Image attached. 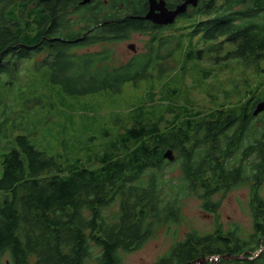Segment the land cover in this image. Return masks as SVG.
<instances>
[{"label": "trees", "instance_id": "trees-1", "mask_svg": "<svg viewBox=\"0 0 264 264\" xmlns=\"http://www.w3.org/2000/svg\"><path fill=\"white\" fill-rule=\"evenodd\" d=\"M75 2L0 0V74L14 78L18 61L39 55L72 96L118 94L125 82L137 85L139 76L149 75L150 95L159 94L154 119L143 123V108L133 110V125L98 156L94 169L66 166L60 155L48 156L28 137L15 136V147L0 154V259L8 253L13 264H119L122 253L158 231L177 238L182 199L194 197L205 213L216 214V194L245 186L252 233L243 238L220 224L204 235L188 232L157 264L215 256L208 264H264V250L253 257L264 246V111L253 115L264 101V0H200L184 27L191 46L184 63H192L181 66L179 79L174 55L181 40L155 44L151 35L142 56L122 63L116 45L145 23L120 13L104 24L110 15L97 13L100 26L79 39L92 18L65 13ZM95 45L100 50L75 52ZM194 69L193 104L180 105V85ZM197 88L206 99L201 103ZM168 149L174 161L163 158Z\"/></svg>", "mask_w": 264, "mask_h": 264}, {"label": "rangeland", "instance_id": "rangeland-1", "mask_svg": "<svg viewBox=\"0 0 264 264\" xmlns=\"http://www.w3.org/2000/svg\"><path fill=\"white\" fill-rule=\"evenodd\" d=\"M186 24L189 26L190 20ZM188 32L189 29L185 28H171L164 32L181 40V47L174 55L179 60L175 70L178 73L177 79L182 75L181 66L190 68L192 63H184L185 53L191 49ZM129 37L115 47L122 63L126 62L122 55H127L129 43L134 44V47L136 45L139 52H143V44L150 38L141 33H132ZM97 50H100V46L86 47L81 51ZM40 61L41 57L18 61L14 78L7 71L0 74V154L15 147V136H26L36 150L48 156L60 155L58 159L66 166L82 167L89 164L88 167L94 169L100 165L98 156L113 144L120 143L121 134L133 125V110L142 107L145 112L142 122L152 123L154 117L150 115L155 110L159 94L153 97L150 95L149 75L139 76L137 85L131 81L125 82L118 94L102 91L72 96L49 76L52 67L43 65ZM117 62L116 59L114 64ZM171 67H175L173 62ZM167 74L169 72L165 75ZM197 78L196 69L186 74L185 83L180 85L179 97L176 96L180 105L192 106L191 91ZM208 80L215 81L211 76ZM216 86L219 91L220 85ZM206 87V84L201 85V89ZM168 88H175V85ZM164 90L167 91L166 88ZM194 98L198 103L206 100L199 89L197 94L194 92ZM204 104L205 107L211 105L208 102ZM147 116H150L149 120ZM178 174L179 169L176 168L172 177ZM249 194L250 189L245 186L231 189L224 196L216 194L213 199H221L216 214L205 213L200 208V201L194 197L182 199L180 210L184 219L177 227V238L166 236L165 230L158 231L147 238L138 249L122 253L118 258L119 264H157L174 243L183 240L186 233L196 231L204 235L213 232L216 224H220L225 230L236 228L238 235L245 238L254 229ZM261 195L264 196V185ZM12 262L8 253L0 259V264H13Z\"/></svg>", "mask_w": 264, "mask_h": 264}, {"label": "flooded vegetation", "instance_id": "flooded-vegetation-1", "mask_svg": "<svg viewBox=\"0 0 264 264\" xmlns=\"http://www.w3.org/2000/svg\"><path fill=\"white\" fill-rule=\"evenodd\" d=\"M82 0H76L74 7L72 9H67L65 13H83L84 16L86 15H93V20L91 21V24L94 25L96 21V18L98 17L99 13L103 14H108L110 15L109 21H116L114 19V16L117 15L118 13H142L138 17H144L146 13H149L150 11V2L148 0H131V1H122L121 5L119 4V1H113V0H90L89 2L85 4H80ZM164 2L165 8L168 11H173L175 10L178 6L184 3L185 0H157L158 6L161 5V2ZM115 2V3H114ZM200 2V0H199ZM130 3V4H129ZM104 7L101 9L100 7ZM123 6L131 7V9H126V8H120ZM199 6V4H198ZM197 7H193L191 5L187 6V9L185 12L179 14L176 17V20L174 24L170 26H163V25H156L148 20H143L142 22L145 23L144 25V30L136 31L134 33H141V35H146L149 37L150 35H153L155 38V42L158 43L159 40H162L161 38H167L168 40L174 39V36H171L170 34L164 33L167 29L171 28H181L185 27V24L190 18L192 17L193 13L196 11ZM98 13V14H97ZM154 13H160L159 10H155ZM128 16V15H127ZM134 15L132 14V18ZM89 21V23H90ZM153 30V31H152ZM154 30L156 32V35L154 34ZM85 34V33H84ZM130 38V37H129ZM147 41V39L145 40ZM128 49V48H127ZM146 52H139L138 47L135 45L133 49H128L127 50V55L124 54L122 55L123 58H125L124 61L128 62L130 59L139 56H142ZM131 59V60H132ZM148 79V78H147Z\"/></svg>", "mask_w": 264, "mask_h": 264}, {"label": "water", "instance_id": "water-1", "mask_svg": "<svg viewBox=\"0 0 264 264\" xmlns=\"http://www.w3.org/2000/svg\"><path fill=\"white\" fill-rule=\"evenodd\" d=\"M90 0H83L80 4H84L86 2H89ZM199 0H185V2L178 6L174 11H168L165 6L164 2L162 1L161 5L158 6L156 0H149L150 2V11L149 13H146L145 16L143 17L146 20H149L155 24H160V25H171L175 22V19L178 14L186 11L187 5H191L193 7H196L198 5ZM159 10L160 13H154L155 10ZM129 49H133V45H128ZM264 111V101H260L255 105V108L253 110V115L256 116L259 113ZM163 158L168 160V161H174L175 155L173 150L168 149L164 154ZM262 249V248H261ZM235 259L240 258L239 256L233 257ZM211 260V257L209 258H201L197 259L195 261L189 262L187 264H206L208 261ZM216 260V259H215Z\"/></svg>", "mask_w": 264, "mask_h": 264}, {"label": "clouds", "instance_id": "clouds-1", "mask_svg": "<svg viewBox=\"0 0 264 264\" xmlns=\"http://www.w3.org/2000/svg\"><path fill=\"white\" fill-rule=\"evenodd\" d=\"M264 250V249H263ZM209 258V257H208ZM195 261V260H194ZM192 262V261H191ZM208 262H210V261H208ZM207 264V263H206Z\"/></svg>", "mask_w": 264, "mask_h": 264}, {"label": "bare ground", "instance_id": "bare-ground-1", "mask_svg": "<svg viewBox=\"0 0 264 264\" xmlns=\"http://www.w3.org/2000/svg\"><path fill=\"white\" fill-rule=\"evenodd\" d=\"M130 4V3H129Z\"/></svg>", "mask_w": 264, "mask_h": 264}]
</instances>
